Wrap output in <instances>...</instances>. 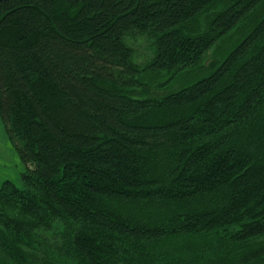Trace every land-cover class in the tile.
Instances as JSON below:
<instances>
[{
    "label": "trees",
    "instance_id": "16d2710c",
    "mask_svg": "<svg viewBox=\"0 0 264 264\" xmlns=\"http://www.w3.org/2000/svg\"><path fill=\"white\" fill-rule=\"evenodd\" d=\"M0 119V264H264V0H0Z\"/></svg>",
    "mask_w": 264,
    "mask_h": 264
},
{
    "label": "rangeland",
    "instance_id": "374dc122",
    "mask_svg": "<svg viewBox=\"0 0 264 264\" xmlns=\"http://www.w3.org/2000/svg\"><path fill=\"white\" fill-rule=\"evenodd\" d=\"M137 52L138 62L143 63L150 50L146 39L138 38L130 40ZM214 57V47L208 52L206 62ZM26 169V164L22 161L18 151L15 149L11 139L8 137L4 124L0 119V186L5 180L15 183L20 182V175Z\"/></svg>",
    "mask_w": 264,
    "mask_h": 264
}]
</instances>
